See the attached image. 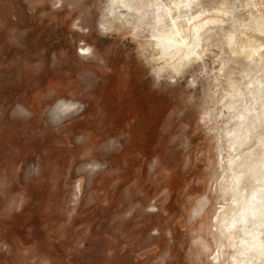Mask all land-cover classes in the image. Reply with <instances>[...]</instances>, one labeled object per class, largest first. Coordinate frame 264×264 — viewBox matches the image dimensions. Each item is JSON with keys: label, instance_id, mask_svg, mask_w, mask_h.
<instances>
[{"label": "rangeland", "instance_id": "obj_1", "mask_svg": "<svg viewBox=\"0 0 264 264\" xmlns=\"http://www.w3.org/2000/svg\"><path fill=\"white\" fill-rule=\"evenodd\" d=\"M0 264H264V0H0Z\"/></svg>", "mask_w": 264, "mask_h": 264}, {"label": "bare ground", "instance_id": "obj_2", "mask_svg": "<svg viewBox=\"0 0 264 264\" xmlns=\"http://www.w3.org/2000/svg\"><path fill=\"white\" fill-rule=\"evenodd\" d=\"M256 215V217H261L262 215H263V210L262 209H260V208H257V213L255 214ZM243 218H244V215H243V213H242V215H241ZM242 219V218H241ZM258 220V219H257ZM259 221V220H258ZM247 229V228H246ZM248 232V231H247Z\"/></svg>", "mask_w": 264, "mask_h": 264}]
</instances>
